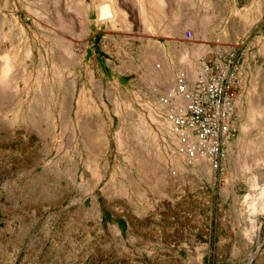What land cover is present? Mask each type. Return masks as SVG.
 Returning <instances> with one entry per match:
<instances>
[{"label":"rangeland","instance_id":"rangeland-1","mask_svg":"<svg viewBox=\"0 0 264 264\" xmlns=\"http://www.w3.org/2000/svg\"><path fill=\"white\" fill-rule=\"evenodd\" d=\"M234 43L219 176L178 101ZM0 48V264H264V0H0Z\"/></svg>","mask_w":264,"mask_h":264},{"label":"built area","instance_id":"built-area-1","mask_svg":"<svg viewBox=\"0 0 264 264\" xmlns=\"http://www.w3.org/2000/svg\"><path fill=\"white\" fill-rule=\"evenodd\" d=\"M243 59L232 44L189 75L180 119L202 161L224 174L228 145L236 139V104L243 79Z\"/></svg>","mask_w":264,"mask_h":264},{"label":"bare ground","instance_id":"bare-ground-1","mask_svg":"<svg viewBox=\"0 0 264 264\" xmlns=\"http://www.w3.org/2000/svg\"><path fill=\"white\" fill-rule=\"evenodd\" d=\"M1 50H2V48H0ZM1 55V57H2V55L3 54H0ZM10 60H9V58L8 57H5V56H3L2 58H1V63H2V67L0 68V73L2 72V76L0 75V77H3L4 76V72H6V68L8 67V62H9ZM158 74V73H157ZM1 80V79H0ZM183 97L180 99L181 101H178V102H181L182 103V101H183ZM179 104V103H178ZM175 109H177V108H175ZM179 112V111H178ZM253 115V114H252ZM252 118V117H251ZM252 120V119H251ZM163 123V122H162ZM252 123V122H251ZM243 129H245V127H243ZM100 130V129H99ZM246 131V130H245ZM88 136V135H87ZM91 138V137H90ZM97 140H98V138H97ZM93 142V141H92ZM122 142V141H121ZM91 144V143H90ZM92 155V154H91ZM142 157V156H141ZM95 158V157H94ZM140 161V160H139ZM90 163V162H89ZM139 193V192H138Z\"/></svg>","mask_w":264,"mask_h":264},{"label":"crops","instance_id":"crops-1","mask_svg":"<svg viewBox=\"0 0 264 264\" xmlns=\"http://www.w3.org/2000/svg\"><path fill=\"white\" fill-rule=\"evenodd\" d=\"M171 86V81L168 83V87H170Z\"/></svg>","mask_w":264,"mask_h":264}]
</instances>
